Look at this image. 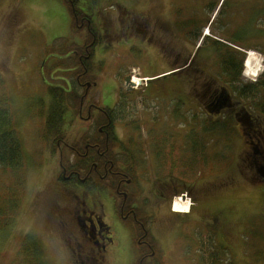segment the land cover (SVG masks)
Segmentation results:
<instances>
[{
	"label": "rangeland",
	"instance_id": "1",
	"mask_svg": "<svg viewBox=\"0 0 264 264\" xmlns=\"http://www.w3.org/2000/svg\"><path fill=\"white\" fill-rule=\"evenodd\" d=\"M94 1L93 11L96 15L99 11H108L109 16L113 18L114 24L110 28L114 37L109 41L111 44L108 45L106 52L93 53L90 63L93 75L89 80L92 82L88 84L94 86L88 88L85 103L95 102L99 108L115 107L118 109L116 111L120 112L118 113L120 119L125 115L126 120L123 122L128 125V130H121L118 126L117 132L119 135L125 134L126 137L132 135L128 143L134 157L135 132L141 134V136L137 135L145 141L139 144L136 141V146L139 145L140 150L142 148L144 151L141 155L144 156L146 163H148L149 135L153 133L150 130L153 124H156L154 129H159L161 133L166 131V135L175 144V159L172 162L169 159V164L180 162L179 169L173 170L170 175L181 177L189 183L199 177L194 190L195 197L177 195L172 200L170 210L167 207L160 212L157 209L151 211L156 221L148 229L155 237L157 257L163 264H196L198 257L193 251L198 244L203 245L209 238L198 222L209 220L210 216L217 214L219 225L226 220L230 224L237 223L236 226H229L223 230L224 238L220 239L224 242H219V245L242 247L248 253L245 258L247 264H256L260 254L263 258L260 264H264V182L252 180V172L247 170L244 164L243 150L246 147L240 125L238 126L236 121L233 122L235 134L228 142L221 140L218 135L221 132L203 131V124H210L213 120L200 109L202 100L196 98L202 94V87L211 85L213 89L223 86L230 93H233L234 89L225 82L228 78L223 77L219 56H212L211 60V55L201 56L202 50L206 51L202 48L200 55L192 62L191 69L189 67L184 73L174 74L181 66L186 65L183 62L184 58L178 60L175 58V52L186 49L187 55L192 56L196 52V46L201 45L199 42L194 45L185 41L186 31L195 27L196 22L191 20L189 13L180 12V7L184 6L181 0ZM84 5L88 4L81 2L79 7ZM170 6L176 7V10L172 9L170 12L172 19L169 22L174 24V32L178 36L172 35L167 27L163 30L152 29L157 23L166 20V12ZM134 14L135 20H133ZM185 16H189L190 22L187 24ZM129 17L135 22L134 27L139 23L140 30L133 28L132 23L127 22ZM93 22L96 31L102 29L99 19ZM219 22L223 23V18H220ZM215 29L218 37L241 51H248L242 72L244 67L246 70L241 74L240 80L244 85L257 83L264 75V15L259 13L252 15L249 28L229 29L219 24ZM179 36L184 37L185 40ZM164 41L167 43V49L171 50L168 54L163 50ZM69 42L83 45L88 42V37L85 30L78 29L75 23H71L64 0H0V99L9 105L13 131L23 150V168L20 171L4 173L0 169V206L5 210L6 208L11 210L10 204L19 202V206L10 214L7 225L0 229V264H26L21 261L22 242L20 241L27 237L33 238L42 245L45 264L69 262L66 251L59 244V232L55 222L57 219L55 202L58 200L56 188L59 186L55 174L61 160L59 150L56 152L52 150L53 138H56L51 139L50 146L45 135L44 123L50 103L47 90L50 83L43 79L42 73L45 62L47 66H51L55 59L57 61L60 58V54L51 48L56 45L61 50L65 43L70 44ZM208 66L213 70L214 75L216 74L215 81L203 73ZM196 68L201 69L200 76L195 75ZM187 70L191 71L186 72ZM56 75L63 76L59 73ZM135 76L142 80L140 85L125 83L127 78L131 79ZM53 83L58 85L59 81ZM162 90L171 91L178 99L166 101L155 98ZM233 99L238 102L234 95ZM170 101L171 104L167 105L170 107V113L166 117L169 120L164 122L162 109ZM241 110L240 108V114ZM85 112L82 111V119L80 114L74 119L70 114L67 115L66 118L70 117L72 122L71 120L65 122V139L60 138L57 144H67L66 142L79 139L84 134L88 137L96 135L94 130L97 115H93L96 121L90 126L89 122L84 120ZM135 119L142 121L140 132L135 131L134 127H138L136 124L139 123L135 122ZM219 119L218 117L216 121ZM258 120L259 132L254 135L247 130V127L243 128L247 140L252 143L250 148L257 151L256 155L260 154L264 157V118L260 117ZM196 137L199 138L197 139L199 144L205 145L200 146L197 155L192 151ZM184 139L188 142L186 154L181 150L182 146L185 147ZM203 154L206 157V167H202L203 165L199 163L200 160L204 163L203 158L199 157ZM219 154L227 156L230 163L225 171L216 174L214 167L218 166L216 155ZM172 156L173 154L170 157ZM212 160L214 163H211ZM179 198L184 199L185 202L191 199V205L194 199L201 204L192 206L187 214L191 216L192 222H196L186 228L178 229L172 218L167 219L166 215L175 214L172 205ZM185 216L182 219H186ZM210 243L206 244L210 245ZM188 246L191 248L189 249ZM219 257V264H239L236 257H225L223 254H219ZM126 258L127 262L124 264L138 263L135 249L130 250ZM154 260L159 261L157 258Z\"/></svg>",
	"mask_w": 264,
	"mask_h": 264
},
{
	"label": "flooded vegetation",
	"instance_id": "2",
	"mask_svg": "<svg viewBox=\"0 0 264 264\" xmlns=\"http://www.w3.org/2000/svg\"><path fill=\"white\" fill-rule=\"evenodd\" d=\"M181 2L184 6L180 7V12L182 14L189 13L191 15V20L196 22V24L195 27L186 31L187 40H185L184 37H179L190 44L197 45L199 42L201 45L197 46L198 50H196L192 56L187 55L186 49L175 52V58L177 60L184 58L185 61L183 62L186 64L176 73H184V70L189 68L192 62L200 55L202 48L206 49V51L202 50L201 56L205 54V57H209L211 55V60L212 56H214V53L210 50L211 45L221 43L227 47L230 46L228 42L215 34L216 25L222 24L223 27L227 26L229 29L240 27L249 28L252 22V15L258 13L264 15V0H181ZM85 3L86 2H83L82 4ZM78 9L81 15L80 17H77L78 15L75 16V20L76 22L80 20L81 25H86L87 33L91 38L89 44H87V42L80 45V50H83V53H79V61L81 66H83L84 60L90 58V51H93V53H104L107 51L108 45L111 44L109 41L114 37L110 28L114 23L108 11H99L96 15L93 11V6L89 3L87 6L84 5ZM172 9L176 10V7H168L166 20L160 22V24L157 23L154 25L152 28L154 31L158 29L163 30L167 27L172 35L178 36L174 32V24L169 22L172 19L170 16ZM220 18H223V23L219 22ZM95 19H99L101 30L98 29V31H96L95 29H90L91 22ZM128 20L127 22L132 23L133 28L137 30L141 29L139 23L134 27L135 22L131 21L130 17ZM133 20H135V14ZM185 20L186 24L190 22L189 16H185ZM206 33H208V35H205ZM163 45L165 46L163 50L168 54V51L171 50L167 49V43H165V41ZM91 46H93V49L90 48ZM176 59L175 61H177ZM204 70V75L209 76L211 79H215L216 76L209 66ZM186 72H190V70ZM195 72L200 73L201 69L196 68ZM80 85L83 89V84ZM90 86L91 85L87 84V88L84 90L85 93H87ZM202 89V94L196 98L202 100L200 109L204 111L207 117L212 118V122H215L218 117L236 114L237 109L240 107L239 103L234 101L232 94L230 92L228 94V90L226 89V91L225 87L219 86L212 89L211 86H209L202 87ZM155 98L165 99L166 101L169 99H171V101L178 99L177 96L172 94L171 91L169 92V90L160 91ZM171 101L162 109V113L164 114L162 120H164V122L169 120L166 118L170 113V107L167 105H170ZM82 106H84V103H81V107ZM106 107L99 108L95 102H90L87 106L85 113L86 119L84 120L89 122L90 126L93 124V121H96L100 116L101 120L104 117L107 122L101 124L98 128L99 136L94 135L88 137L91 143L86 145L85 153H82L80 148L82 139L85 136H83V138L81 137L80 140L76 139L68 144L69 151H72V154H69L71 157V165H74L76 160H84V162L90 160V157L83 158L82 156L88 155L89 151L95 148L99 157L96 160L93 159V166L89 168L87 173H84L85 170L79 167H76L73 171H67V169L62 168L59 164V169L55 174L59 182V186L56 188L58 200L55 202L57 210V219L55 222L57 223L59 232V244L67 253V258L69 259L68 264H124L127 262V253L134 249L136 250V260L138 259L137 264H163L161 259L159 261L153 260L156 259L155 255L157 250L155 242H153L151 238L155 239V237H153L148 228H151L149 226L153 225L156 220L154 213L152 214L151 211L157 209L158 212H160L167 207L170 210L172 200L177 195L186 193V195H190V197H195L194 190L195 186H197L199 177L197 178L198 180L195 179L196 181L189 183L185 182L181 177H173V175H170L173 170L179 169L180 162L175 161V164L178 165L169 164V159L171 162L175 159V144L172 142L173 140L166 135L165 130L164 133H161L159 129H154V126H157L156 124H153V127H151L152 130H150L153 133L149 135L148 163L145 162L144 156L141 155L144 154L142 148L140 150V146H136V141L138 144L145 141L138 137V132H135L134 157V154H132L129 148L130 143H128L132 135L126 137L125 134L119 135L117 132L119 127L121 130H128V125L121 120L115 121L113 116L120 112L117 111L114 114L109 112L111 115L109 116L108 111L105 109ZM108 109L112 111L115 110V107H108ZM239 113L240 110L238 109L237 114ZM94 114L97 115L96 120L93 116ZM80 118L82 119V112L80 113ZM137 121L139 123L136 124L138 127L135 126V131L137 130L140 132L142 121L135 119V122ZM244 121V126H239L240 131L243 132L242 138L246 147L243 150L244 164L247 170L252 172V180L264 182V179L260 176V172L264 171V157L260 154L256 155L258 154L257 151L254 148H250L252 143L247 140L248 138L243 128L247 127V130H250L252 135H254L259 130V120H252L247 117ZM121 122L122 126H120ZM88 127L87 129L90 130ZM139 136H141V134ZM51 139L52 138L48 139L50 146ZM183 141L185 147L182 146L181 150L186 154L188 142L186 139ZM101 145H103V147L105 146V149L102 150ZM200 146L205 145L199 144V141L197 145H193L198 151H200ZM76 154L79 159H76ZM172 154L173 156L170 157ZM203 156L204 154L199 157L203 158ZM199 163L203 165L202 167H206L207 165L206 162H204L206 164L202 163V160H200ZM211 163H214V161L212 160ZM216 168L217 167H214V172L219 174ZM61 171L62 177L60 178ZM210 173L213 174L212 171H210ZM83 174L84 176H81ZM97 180L102 184L101 188L97 187ZM183 189L185 190L184 192H182ZM59 202H61V204H59ZM200 204L201 202L194 199V207L200 206ZM184 216L185 215L179 216L173 214L166 215V218H172V222L176 223L175 226H178V229L186 228L189 224H194V222H196H192L191 216L189 215L185 216L186 219H182ZM215 217V215L212 217L210 216L209 220L204 222L200 219L201 221L198 223L200 226H203L201 228L209 235L207 242L213 241L219 245V242H224L221 240L224 238L223 230L229 226H236L237 223L230 224L226 220L219 225V218L218 216L217 218ZM195 227L197 226H194V228ZM181 233L182 230L180 234ZM219 246L225 249L223 254L225 257H236L239 264L248 263L245 260L248 253L242 247L238 245L235 247L232 245ZM207 247L216 252L214 247ZM207 247L205 248L208 249ZM190 248L191 247H189V249ZM205 248H202L199 244L195 247L193 252L198 257L196 264H204ZM208 257L209 256H207V258ZM214 258L216 259L214 263L219 264V255H216ZM157 259H159V257ZM257 259L256 264H260L263 258L259 254Z\"/></svg>",
	"mask_w": 264,
	"mask_h": 264
},
{
	"label": "trees",
	"instance_id": "3",
	"mask_svg": "<svg viewBox=\"0 0 264 264\" xmlns=\"http://www.w3.org/2000/svg\"><path fill=\"white\" fill-rule=\"evenodd\" d=\"M81 2L82 3L86 2L87 4L89 3L91 4V6H94L93 3L95 1L94 0H64V3L67 5L71 17V23H75L78 26V29L86 31L88 37V43H89V40L91 38L87 33L86 25H81L80 20L79 22L76 23L75 20V16L78 15L77 17H80L81 15L79 14L80 11L78 9L79 8L78 6L79 4H81ZM90 29H94L93 21L91 22ZM65 44L66 45L62 47L61 50L56 45H54L51 48L52 50H54V52L60 54L59 55L60 58L57 61L55 59L51 63V66H47L46 65L47 62L43 64V69H42L43 79L48 80V82L50 83L47 90L50 103L47 110L46 121L44 123L45 126L44 130L47 139L53 137L56 138V139L53 138L52 150L53 152L59 150L58 151L59 153L61 151L60 153L61 161L59 162V164L62 166V168L67 169V171H73L76 169V167H79L85 170L84 173H87L89 168L93 166L94 163L93 159L96 160L99 157L96 153V149L94 148V150L92 151L88 150L89 154L82 156L83 158L90 157L89 158L90 160L88 161L86 160L85 162L84 160L81 161L76 160L75 164L71 165L70 162L71 157L69 154H72V151H69V147H68V144H70L71 142L69 143L66 142L67 144L65 143L57 144V143L60 138L65 139V132H64L65 122L67 120H71L72 122V119L78 116L80 112L82 111L85 112L87 110L86 105H88L89 103L88 102L85 103V101L87 100V93H85L84 90H86L88 82H92L89 80L90 78H92L91 76L93 75L90 69V63L93 57V51H90L91 52L90 58L88 60H84V65L81 66V63L79 61V53H83V50H80V45L74 42L70 44L68 43ZM93 46H91L90 48L93 49ZM210 50H212L215 57L219 56L221 60V71L223 77L228 78V80H225V82L227 83L228 86L234 87L233 93L231 94H233L237 99L240 106L239 110L240 108L242 110H241V114L240 113L237 114L238 111H236V114L219 117L220 118L219 121H215L210 124L209 123L203 124L204 125L203 131L205 133L221 132V134L220 133L218 134L221 137V140L228 142L233 138L235 134V131L233 129V122L236 121L238 126L239 125L244 126L243 122H245L244 120L247 119V117H249L252 120L258 119L260 117L264 118V75L254 85L253 84L244 85L240 80V76L242 74V66H243V55H241V53L236 49L227 47L221 43H216L211 45ZM57 73L63 76L58 77L59 75H56ZM174 74H180V72ZM54 75H56V78H54ZM195 75L200 76V73L195 72ZM212 79L215 81L214 78ZM56 80L59 81L58 85H54L55 83H53ZM80 84H83V89L81 88ZM90 87H93V84ZM225 89L227 88L225 87ZM196 100L197 99H195V101ZM81 103H84V106L81 107ZM8 106L9 105L6 104L4 100L0 99V169L4 171V173L6 171L17 173L23 168V150L17 135L13 131L12 116ZM105 109L106 111H108V113L110 112L111 114L116 113L117 112L116 110H118L117 108H115V110L110 111L108 107H106ZM110 113L109 116H111ZM69 114L72 117V119L70 117L66 118L67 115ZM113 117L115 121L121 120L123 122L126 120L125 115L121 119L118 118V114H115ZM100 118L101 116L97 119V123L94 130L97 136L100 135L98 132V128L101 126V124L107 122L104 117L102 118V120ZM84 136H85L84 138L82 137L83 139L80 147L82 153L86 152V148H85L86 145L91 143L88 139V135L84 134ZM197 139L199 140L198 137H196V139L194 138L193 145H197L198 142ZM217 142L219 143V141ZM101 146H102V150L105 149V146L104 147L103 145ZM192 151L197 155L198 149L196 147L192 146ZM204 156H203V160L204 162H206V157ZM76 159H79L77 154H76ZM217 159H218L217 161L218 166L216 170L218 172H221L222 170L228 168L230 161L227 156H224L223 154H219L216 155V160ZM81 176H84V174ZM61 177H62V171L60 173V178ZM96 182H97V187L101 188L102 184L100 183V181L97 180ZM184 194L186 195V193ZM7 203L9 204V201ZM17 206H19V202L18 204L11 203L10 204L11 210H7V208L5 210V208L0 206V229L3 226L7 225L8 221L10 220V214H12L14 210H16ZM219 211L220 210L217 211L218 215L221 216ZM215 216L217 217V214ZM151 239L153 242L155 241L154 238ZM20 242H22V248H21L22 263L23 262L26 264L46 263L43 257L44 250L39 242H37L31 237L24 238V240L23 241L21 240ZM206 243H204L203 245L201 244L202 248H205L207 246L214 247L217 254L208 247H207L208 249L205 248L204 249L205 258L203 259V263L205 262L206 264H215L214 262L216 261V259L214 257L219 254L220 255L224 254L223 252L225 251V249L222 246H219L218 243H214L213 241H211L210 245ZM207 256L209 257L207 258ZM155 258H158L157 255H155Z\"/></svg>",
	"mask_w": 264,
	"mask_h": 264
},
{
	"label": "bare ground",
	"instance_id": "4",
	"mask_svg": "<svg viewBox=\"0 0 264 264\" xmlns=\"http://www.w3.org/2000/svg\"><path fill=\"white\" fill-rule=\"evenodd\" d=\"M205 35H208V34H205ZM247 56H248V52H247ZM260 60H261V64H263L262 57ZM244 71H245V68H244ZM262 71H263V69H262ZM141 81H142L141 79H137V76H135L132 79V83L134 86L140 85L142 83ZM188 205H189L188 202H185L184 199H180V200L178 199L174 204L173 211L178 212V213H187ZM182 208H185V209L183 210Z\"/></svg>",
	"mask_w": 264,
	"mask_h": 264
},
{
	"label": "water",
	"instance_id": "5",
	"mask_svg": "<svg viewBox=\"0 0 264 264\" xmlns=\"http://www.w3.org/2000/svg\"><path fill=\"white\" fill-rule=\"evenodd\" d=\"M126 83H127V84H130V83H131V79H130V78H127V79H126ZM260 176L264 179V171H261V172H260Z\"/></svg>",
	"mask_w": 264,
	"mask_h": 264
}]
</instances>
